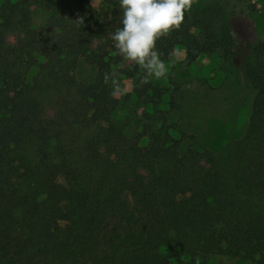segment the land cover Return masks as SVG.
Returning <instances> with one entry per match:
<instances>
[{"label":"trees","instance_id":"obj_1","mask_svg":"<svg viewBox=\"0 0 264 264\" xmlns=\"http://www.w3.org/2000/svg\"><path fill=\"white\" fill-rule=\"evenodd\" d=\"M219 15L192 7L157 41L160 59L228 55ZM122 16L119 0H0V264H264V37L244 65L245 131L215 155L171 120L174 95L117 53ZM78 59L95 68L88 83Z\"/></svg>","mask_w":264,"mask_h":264},{"label":"rangeland","instance_id":"obj_2","mask_svg":"<svg viewBox=\"0 0 264 264\" xmlns=\"http://www.w3.org/2000/svg\"><path fill=\"white\" fill-rule=\"evenodd\" d=\"M98 0H88L90 7ZM218 6L215 26L224 24L230 32V50L200 55L188 66L181 62L183 50L177 47L168 73L155 79L175 97L179 107L169 113L181 132L192 135L193 143L215 155L239 139L246 128L253 89L244 75V65L252 60L253 45L264 37V0H197L194 6ZM13 41L12 35L8 36ZM95 68L78 59L73 69L76 80L88 83ZM130 89V80H120L115 99ZM167 91V94H168ZM168 97V95H167ZM124 200L132 207L128 194ZM203 264H254L244 259L209 256Z\"/></svg>","mask_w":264,"mask_h":264},{"label":"clouds","instance_id":"obj_3","mask_svg":"<svg viewBox=\"0 0 264 264\" xmlns=\"http://www.w3.org/2000/svg\"><path fill=\"white\" fill-rule=\"evenodd\" d=\"M196 3L197 0H119L122 27L115 29L111 39L119 55L144 70L141 84L149 83L150 77L167 75L168 68L160 59L156 43L180 30ZM78 23L83 25L84 19L79 18Z\"/></svg>","mask_w":264,"mask_h":264}]
</instances>
